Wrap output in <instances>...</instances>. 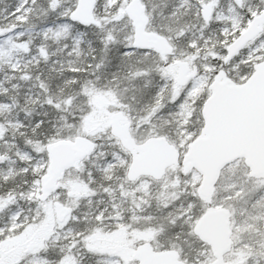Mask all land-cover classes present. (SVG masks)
Wrapping results in <instances>:
<instances>
[{"label":"snow or ice","instance_id":"obj_1","mask_svg":"<svg viewBox=\"0 0 264 264\" xmlns=\"http://www.w3.org/2000/svg\"><path fill=\"white\" fill-rule=\"evenodd\" d=\"M0 264H264V0H0Z\"/></svg>","mask_w":264,"mask_h":264}]
</instances>
